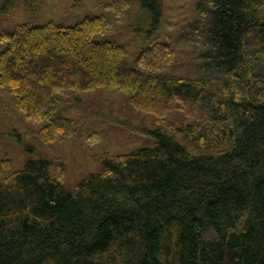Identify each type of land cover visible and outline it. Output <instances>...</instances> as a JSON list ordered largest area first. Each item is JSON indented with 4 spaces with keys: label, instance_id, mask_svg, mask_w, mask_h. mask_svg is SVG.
Returning <instances> with one entry per match:
<instances>
[{
    "label": "trees",
    "instance_id": "16d2710c",
    "mask_svg": "<svg viewBox=\"0 0 264 264\" xmlns=\"http://www.w3.org/2000/svg\"><path fill=\"white\" fill-rule=\"evenodd\" d=\"M161 22L163 0H140ZM130 0H112L120 17ZM199 40L224 82L160 76L174 51L155 44L147 77L128 50L94 36L106 16L72 26L21 24L2 35L0 84L46 140L75 133L57 116L59 90L113 87L205 151L192 153L164 133L154 146L105 154L104 171L74 190L51 175V161L29 160L13 184L0 185V264H264V0H201ZM148 131V130H146ZM209 149V150H208ZM5 159L0 168L8 169Z\"/></svg>",
    "mask_w": 264,
    "mask_h": 264
},
{
    "label": "rangeland",
    "instance_id": "374dc122",
    "mask_svg": "<svg viewBox=\"0 0 264 264\" xmlns=\"http://www.w3.org/2000/svg\"><path fill=\"white\" fill-rule=\"evenodd\" d=\"M163 1V16L156 28L152 13L140 0H130L120 17L111 6L112 0H0V52L8 46L2 35L21 24L38 26L53 22L72 26L87 16H106L111 24L109 29L97 33L94 39L124 46L131 66L140 70L143 77L152 73L144 66L145 56L155 44L162 43L174 51L175 57L156 71L157 75L206 78L218 89L224 78L212 71L205 56L207 47L199 40L201 0ZM54 100L56 115L71 118L75 133L46 140L42 128L48 121L29 118L18 107L16 95L0 84V163L11 160L8 169L0 168V185L13 184V174L29 160L46 158L51 161L52 177L74 190L90 174L104 171L105 154H126L154 146L158 140L154 132L159 125L192 153L206 150L175 129L184 117L176 103L165 123L158 124L155 113L135 107L131 94L118 88L59 90Z\"/></svg>",
    "mask_w": 264,
    "mask_h": 264
}]
</instances>
